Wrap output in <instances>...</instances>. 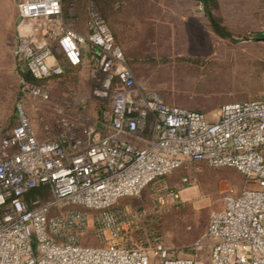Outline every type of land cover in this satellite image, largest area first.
<instances>
[{"label":"built area","instance_id":"1","mask_svg":"<svg viewBox=\"0 0 264 264\" xmlns=\"http://www.w3.org/2000/svg\"><path fill=\"white\" fill-rule=\"evenodd\" d=\"M16 7L18 73L60 75L62 58L80 66L85 51L91 97L103 109L96 125H84L56 107L42 139L21 105L14 124L0 126V264H264V99L222 104L209 119L139 83L94 4L85 33L67 22L63 0ZM20 91L49 99L28 81ZM187 161L234 168L243 186L179 256L146 210L116 204L159 183L156 203L179 205L188 179L172 187L165 178Z\"/></svg>","mask_w":264,"mask_h":264},{"label":"rangeland","instance_id":"2","mask_svg":"<svg viewBox=\"0 0 264 264\" xmlns=\"http://www.w3.org/2000/svg\"><path fill=\"white\" fill-rule=\"evenodd\" d=\"M114 3L116 9L130 16L132 26L139 27L123 48L126 55L134 58L130 65L137 81L164 101L200 110L213 119L222 104L264 99V42L258 40L264 36V0H218L219 14L234 40L220 39L211 30L203 5L195 0ZM90 4L99 9L95 0H71L64 6L67 22L81 33L86 32ZM15 5V0H0V126L14 124L17 105L28 113L39 139L48 136L43 126L54 128L56 107L78 123L96 125L100 107L91 97L93 84L87 56L75 75L44 83L48 101L30 98L20 91L21 78L13 53L18 20ZM147 55L150 58L144 60ZM183 177L188 183L180 192L179 205L156 203L159 183L146 186L138 196L121 198L116 204L146 210L163 243L179 256L188 255L192 242L205 230L209 213L221 207L223 197L239 192L243 186V176L234 168L191 161L165 181L178 186Z\"/></svg>","mask_w":264,"mask_h":264},{"label":"trees","instance_id":"3","mask_svg":"<svg viewBox=\"0 0 264 264\" xmlns=\"http://www.w3.org/2000/svg\"><path fill=\"white\" fill-rule=\"evenodd\" d=\"M99 6V13L104 18L107 26L110 29V32L113 36L114 43L120 47L124 56L130 65L133 61V57H130L128 54L126 55L124 52V47L126 45L127 38H129L132 33L139 28L138 25L136 27L132 26L133 21H131L130 16L128 17L126 12H121L119 9H116L115 0H95ZM198 3L202 4V10L204 16L207 18L209 22V26L211 30L220 38V39H233V34L224 24L222 17L219 14V4L218 0H195ZM71 0H63V8L69 4ZM129 18V19H128ZM133 31V32H132ZM139 31V30H138ZM138 36V34H136ZM133 36V35H132ZM135 36V37H137ZM134 39L133 37L131 40ZM246 39V38H245ZM234 40V39H233ZM83 54L89 57V53L83 51ZM150 57L147 55L144 57V60H148ZM168 59V58H166ZM177 60H187V61H197V58H186V57H177ZM62 66L63 72L60 75L51 76L45 79H37L30 75L28 72L20 73L21 80L31 82L33 84L44 87L45 82L52 80L54 78L60 76H72L75 75L78 68L81 66H71L67 61L62 58ZM131 67V65H130ZM132 68V67H131ZM133 70V69H132ZM134 72V71H133ZM99 113L103 109V105H99ZM12 126V125H11ZM11 126H2L4 130H7ZM38 189L32 190V192H37Z\"/></svg>","mask_w":264,"mask_h":264},{"label":"crops","instance_id":"4","mask_svg":"<svg viewBox=\"0 0 264 264\" xmlns=\"http://www.w3.org/2000/svg\"><path fill=\"white\" fill-rule=\"evenodd\" d=\"M17 2H16V0H15V4H16ZM16 6V5H15ZM16 9H17V7H16ZM17 16H18V14H17ZM18 19V18H17ZM221 205H222V203H221ZM219 209V208H218ZM205 255L207 256L208 255V251H207V249L205 250Z\"/></svg>","mask_w":264,"mask_h":264},{"label":"water","instance_id":"5","mask_svg":"<svg viewBox=\"0 0 264 264\" xmlns=\"http://www.w3.org/2000/svg\"><path fill=\"white\" fill-rule=\"evenodd\" d=\"M258 40L264 42V36L260 37Z\"/></svg>","mask_w":264,"mask_h":264}]
</instances>
